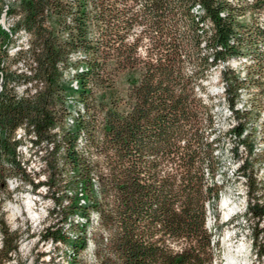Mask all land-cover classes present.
I'll list each match as a JSON object with an SVG mask.
<instances>
[{"label":"trees","instance_id":"obj_1","mask_svg":"<svg viewBox=\"0 0 264 264\" xmlns=\"http://www.w3.org/2000/svg\"><path fill=\"white\" fill-rule=\"evenodd\" d=\"M5 4L0 0V15ZM196 6L203 15L193 13ZM247 9L264 12V0L243 7L227 0H12L7 4L6 15L14 19L10 32L0 25V188H7V174L27 176L18 159L19 129L25 130L30 121L41 136L48 135L46 127L57 117L56 105L68 91L59 83L58 63L76 68L75 91L80 98L69 96L73 108L59 141L66 144V164L82 188L70 207L84 220L81 233L75 232L71 239L70 264H77V255L94 239L96 264L213 263L218 245L205 224L204 203L219 197V186L209 183L217 169L213 144L219 135L214 127L206 132L205 123L210 129L213 115L196 96L194 85L209 64L255 52L256 68L250 67L242 80L227 69L224 75L230 79V102L234 96L236 102L237 86L253 81L258 93L250 107L264 106V51H256L258 41L264 45V26L239 20ZM179 19L188 28L184 35L172 28ZM206 20L211 23L204 41L211 49L210 61L199 56ZM137 26L151 44L144 57L138 37L129 41ZM18 29L27 31L30 39L29 48L17 50L15 59L25 54L33 62L31 74L8 67V45ZM75 51L83 58L71 61ZM184 61L197 67L187 73ZM80 64L83 67L78 69ZM120 74H126L122 84L117 82ZM25 79L41 81L42 86L36 94L26 91L20 97L10 83ZM249 114L245 108L243 115ZM241 116L238 108L242 123L236 128L238 138L248 135ZM245 140L248 153H253L255 144ZM60 147L56 143V151ZM257 156L264 161V146ZM248 167L244 159L240 170L244 173ZM245 176L250 196L246 213L264 222V200L252 196L256 181L251 173ZM78 200L85 203L79 205ZM92 210L107 236L88 230ZM2 231L0 257H6L15 245L13 235L4 227ZM260 231L264 228L252 229L258 255L264 252V243L259 246L257 240ZM58 236L57 241L67 240Z\"/></svg>","mask_w":264,"mask_h":264},{"label":"rangeland","instance_id":"obj_2","mask_svg":"<svg viewBox=\"0 0 264 264\" xmlns=\"http://www.w3.org/2000/svg\"><path fill=\"white\" fill-rule=\"evenodd\" d=\"M10 1L12 0H6L7 4L10 3ZM227 1L232 6L243 7L247 2H252L253 0ZM7 4L4 5L3 11L0 15V25L4 30L10 32V26L12 25L14 17H8L6 15ZM253 10L247 9L243 15L238 17V19L249 26H264V12L259 9ZM193 13L196 15H203V11L197 6ZM171 22L169 21L170 25L173 24ZM141 28V26H137L132 32H130L131 36L129 37V41H132V37H138V50L141 57H144L145 51L150 48L151 44L149 39L143 36V33H140ZM172 28H174L180 35H184L188 30L186 22L180 19L176 21ZM202 29L203 32H201L199 43V56H207L208 61H210L209 57H211V49L204 44L206 35L211 31L210 21H204ZM21 30L22 29H18L16 33L12 35L13 42L8 45L10 61L7 63L10 70L25 73L30 69V64L33 65V62L29 61L25 54L17 57V59H15L14 55L17 49L23 48L25 45L24 34ZM256 51H264L263 43L259 41L256 43ZM228 57L229 59L226 62H219L217 65L209 64L208 67H204L202 75L198 77L194 85L196 96L202 100V103H204L205 106L210 108V112L213 115L214 126L212 125V119L210 118L211 127L210 129L207 128V124L205 123L206 132H209V130L214 127L216 133L219 135L218 141L213 144L215 147L214 155L217 158V169L214 178L209 179L210 184H216L219 186V197L217 200L212 198L210 200L208 199L205 203L207 212L208 209H210L209 217L212 218V225L209 224L208 227L206 224V226L212 232V241L218 245V248L215 250L216 256L213 259L212 264H225V256L228 253L229 248L232 250L242 248V253L244 252L242 255L247 259L249 264H263L264 252L259 253L258 255L256 251L258 246H254L252 229L255 228V230H259L260 228H264V222L260 220L258 223L255 218H252L250 213H246V199L248 200L250 196L246 194V183L243 177H245V172L253 175L256 181L257 190L252 193V196L264 200V161L257 156L264 146V106L257 109L250 107V105L254 104L256 98L255 95L258 93V87L253 81L245 84L242 83L240 86H237L235 89L238 93L236 96V106H238L240 114L242 115L240 120L245 123V134L248 133V135L251 136L237 137V139L229 136L227 133L230 128V120L228 117V108L225 103L226 98L223 86L224 79L219 68V66L222 65L223 68H226L235 76L240 75V80H242L241 77L244 78L249 69L253 66L256 68V54L255 52H252L247 54L229 55ZM82 58V52L75 51L72 53L70 59L71 61H74ZM244 58H247V60ZM194 66L193 63L184 61V69L187 73L193 70ZM81 67L83 66L80 64L77 68L80 69ZM61 71L59 83L63 85V87L67 86L68 88V91L65 93V98L67 96V107L65 103L66 112H63V118L65 120L68 115L67 113L70 111L69 109L73 108V106H69V103L70 105H73V97H71L69 102V96L75 95L78 98H80V96L79 92L75 91L76 68L73 65L68 64L64 66V72L63 70ZM254 73L256 74V72ZM262 76L264 77V71ZM125 79L126 74H120L117 78L118 84L124 83ZM10 84L14 86L16 94L20 96V91L24 90V81L17 84ZM25 92L26 91H24V94ZM30 92L33 93L32 91ZM60 106L61 99L59 98V102L56 105V110L58 111L56 113L57 115L60 112ZM245 108L251 113L248 116L243 115V110ZM65 129L66 126L62 129H58L56 143H60L61 147L58 152L51 155L50 170H52V178L55 182L54 189L55 193L58 194V198L61 199L60 201L66 199L67 192L70 202L68 203V207H48V210L51 211L52 214L46 219L42 216V210L46 209V201L43 198H40L39 188L33 187V183L28 173L29 163L25 162V155L23 154L27 152V136H22L21 139H17L20 142L17 146L18 159L21 165L25 168L27 176L21 177L17 172L7 174V179L12 176L17 179L12 180L10 183L6 180L7 188L5 190L2 188V191H0V207H2L4 213V216L0 213V251L3 245V227L8 233L13 235V243L15 245V248H13L15 250H8L6 257L5 255L0 257V264H70L71 262V257L73 256L70 248V244L72 243L71 239L73 238L72 236L75 235V232L81 233L84 220L83 217L80 216L81 214L79 211H73L70 208L72 207L71 202L76 193L80 196L82 188L80 183L77 182L78 180L75 173L72 171L71 167L66 164V144L64 142H59L64 137ZM247 137L250 138L247 139ZM245 138L247 142L255 144L253 153H248L243 147H241L244 146L242 139ZM235 146L237 149L236 151L233 150ZM29 153H31V155L34 154L36 158L37 149L31 148ZM32 157H29V159H32ZM95 157L101 159L100 155H96ZM244 159L249 161L250 167L245 169V172L243 173L242 170L238 171L237 168L239 165L241 166L243 164ZM5 164L8 165L7 162H5ZM223 198H226L228 201L230 200L229 202L231 205H236L237 210L228 215L226 210L221 206ZM33 200H36V206H33ZM81 203L85 202L79 201V205ZM212 203H214V209ZM9 205L17 206L19 211L18 216L13 215L12 209ZM207 205H209V208ZM91 215L92 224L89 226L88 230L102 233L104 237L107 236L106 233H103V230L99 225L100 219L96 211L92 210ZM5 221H7V223ZM48 222L54 223V228L50 231H54L57 228V232L54 234H60L67 237V240L57 241V248H62V251H56L49 261L47 260L48 257L45 253L42 252V247L38 246V241L42 238V232L45 231V224ZM7 225H10L9 230H7ZM259 234L261 236H259L257 240L259 246H261L264 243V231H260ZM91 248L93 249L92 246H88L87 249L81 251L80 254L77 255V264L97 263V256L95 255V259L91 257L93 256V250ZM96 249L97 247L95 248V252Z\"/></svg>","mask_w":264,"mask_h":264},{"label":"built area","instance_id":"obj_3","mask_svg":"<svg viewBox=\"0 0 264 264\" xmlns=\"http://www.w3.org/2000/svg\"><path fill=\"white\" fill-rule=\"evenodd\" d=\"M21 32L24 34L25 45L23 47L24 49L23 48H19V49H22L25 51L29 48L30 35L24 29H22ZM57 66H58V69L63 70L64 72L65 64L58 63ZM219 68L221 70V74L224 79V88L226 91L225 103L228 108V117L230 120V128L228 129L227 134L229 136H232L234 139H237L238 135L236 134V128L242 123H238V108L236 106L235 96L232 102L229 101L228 88H229L230 82L227 76L224 75V72H228V71L225 68H223L222 65L219 66ZM25 73L31 74V70L28 69V71H26ZM23 81H24V90L20 91V97H24V91H32L33 94H36L37 90L42 86V82L37 81L35 79H25ZM65 93L66 92L62 93L60 97L61 99L60 112L58 113L54 122L51 125H48L46 127V131L48 135L41 136L38 133L37 126L35 125V123L30 122V121L29 123H27V127L20 135V136H27V152L23 154L25 155V162L29 163L28 173L33 183V187L39 188L40 198H43L46 201V209L42 210V216L45 219L48 218L52 214V212L48 210V207H68V203L70 202V198L67 192H66V199H63L62 201H60L61 199L58 198V194L55 193V189H54L55 182L52 178V170H50L51 155L58 152L56 151V136H57L58 129H62L65 126V123L63 121V112H66ZM241 147H243L245 151L248 152L246 142L244 146H241ZM31 148L37 149L36 158L34 154L31 155V153H29ZM233 150L234 151L237 150L236 146L233 148ZM29 157H32V159H29ZM237 170L241 171L240 165L237 168ZM243 179L245 180V183H246L245 191L247 194L246 176L243 177ZM0 191H2V187L0 188ZM33 206H36V200H33ZM204 207H205V203H204ZM212 207H215L214 203H212ZM0 213L1 215L4 216L2 207H0ZM5 222L7 223V221ZM205 224L212 225V218L205 217ZM7 226H8L7 230H9L10 225H7ZM53 228H54V223L48 222L47 224H45V231L42 232V238L41 240L38 241V246L42 247V250H43L42 252H44L45 255L48 257L47 258L48 261L51 260V258L53 257L56 251H62V248H57V240L59 236L54 234L55 232H57V228L54 231H50V230H53ZM2 238H4L3 231H2ZM89 246H93V256L91 257L95 259V255H96L95 241L92 245H89ZM263 264H264V261H263Z\"/></svg>","mask_w":264,"mask_h":264},{"label":"bare ground","instance_id":"obj_4","mask_svg":"<svg viewBox=\"0 0 264 264\" xmlns=\"http://www.w3.org/2000/svg\"><path fill=\"white\" fill-rule=\"evenodd\" d=\"M226 69V68H225ZM78 87V84L77 82L75 81V88ZM225 91V89H224ZM71 100V99H70ZM73 102H74V99H72ZM65 103H66V107H67V96L65 98ZM237 104V103H236ZM238 108V106H237ZM63 121L65 123V120L63 118ZM74 121V118L73 116L69 118V122L72 123ZM66 125V123H65ZM24 130L22 129H19V131L17 132V138H20L22 136H20L22 134ZM14 179H17L15 177H11L9 178L7 181L8 183L12 182V180ZM1 201V199H0ZM230 201V200H229ZM226 198H223L222 201H221V206L222 208H224L226 210V213L229 215L231 212H235L237 210V206L236 205H231L230 202H229ZM31 203V202H30ZM233 204V203H232ZM30 205V204H29ZM9 207L12 209V212H13V215L14 216H18L19 214V211L17 209V206H13V205H9ZM30 207V206H29ZM207 207L209 208V205H207ZM210 215V209H208V218ZM207 226L209 227V224H207ZM71 234V233H70ZM214 242V241H213ZM212 242V243H213ZM93 242L91 241L90 242V245H92ZM214 244V243H213ZM91 247V246H89ZM93 247V246H92ZM92 249V248H91ZM93 250V249H92ZM244 253V252H243ZM242 248H237L236 250H232L231 248H229V251L228 253L226 254L225 256V264H249L247 259L242 255ZM245 255V254H244Z\"/></svg>","mask_w":264,"mask_h":264}]
</instances>
